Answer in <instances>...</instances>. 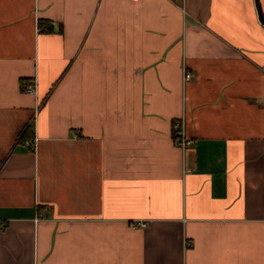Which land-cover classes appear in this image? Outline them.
<instances>
[{"label": "crops", "instance_id": "crops-1", "mask_svg": "<svg viewBox=\"0 0 264 264\" xmlns=\"http://www.w3.org/2000/svg\"><path fill=\"white\" fill-rule=\"evenodd\" d=\"M258 3L0 0V264H264Z\"/></svg>", "mask_w": 264, "mask_h": 264}, {"label": "built area", "instance_id": "built-area-1", "mask_svg": "<svg viewBox=\"0 0 264 264\" xmlns=\"http://www.w3.org/2000/svg\"><path fill=\"white\" fill-rule=\"evenodd\" d=\"M133 1H138V0H133ZM184 79H185V81L191 79V74L185 73ZM26 91L29 93H34V89L32 87L27 88ZM177 126L180 129V132H179L180 137H179V140L177 141V143L181 146V148H186L187 146H189L192 143V140L186 136L185 124H184L183 118L177 120ZM138 225L140 227H144L146 224L143 222H139ZM0 229H4V223L1 221H0Z\"/></svg>", "mask_w": 264, "mask_h": 264}, {"label": "trees", "instance_id": "trees-1", "mask_svg": "<svg viewBox=\"0 0 264 264\" xmlns=\"http://www.w3.org/2000/svg\"><path fill=\"white\" fill-rule=\"evenodd\" d=\"M262 21L264 23V15H262ZM43 27L45 26V29L43 30H47V31H52V25L49 21H41L40 23ZM24 87H26L27 84H23ZM173 130H174V139L175 141L179 140L180 137V129L177 126V121H174V125H173ZM30 133H32V125L31 124H27L20 132L19 137L20 140H24V141H28L30 138Z\"/></svg>", "mask_w": 264, "mask_h": 264}, {"label": "water", "instance_id": "water-1", "mask_svg": "<svg viewBox=\"0 0 264 264\" xmlns=\"http://www.w3.org/2000/svg\"><path fill=\"white\" fill-rule=\"evenodd\" d=\"M258 11H259V15H260V17H261V19H262L263 17H262V12H261V8H260L259 3H258ZM262 22H263V21H262Z\"/></svg>", "mask_w": 264, "mask_h": 264}]
</instances>
